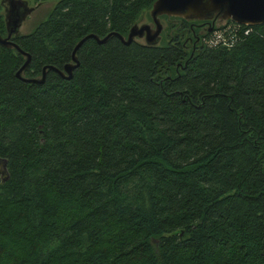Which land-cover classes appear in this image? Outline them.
<instances>
[{"label": "trees", "instance_id": "trees-1", "mask_svg": "<svg viewBox=\"0 0 264 264\" xmlns=\"http://www.w3.org/2000/svg\"><path fill=\"white\" fill-rule=\"evenodd\" d=\"M154 1L57 0L12 38L23 76ZM160 18L158 44L88 38L41 84L0 45V264H264V22Z\"/></svg>", "mask_w": 264, "mask_h": 264}, {"label": "water", "instance_id": "water-1", "mask_svg": "<svg viewBox=\"0 0 264 264\" xmlns=\"http://www.w3.org/2000/svg\"><path fill=\"white\" fill-rule=\"evenodd\" d=\"M42 2H38L40 4ZM4 15L5 35L0 33V45L14 48L24 56V61L16 71V76L28 83L41 84L45 80L48 70L56 71L65 79H70L73 70L79 65L76 51L88 38H94L98 43H104L111 35H116L124 44H130L136 39H142L143 43L156 45L161 39L163 24L161 16L181 17L187 20L209 21L221 19L225 22L231 20L241 25H257L264 22V0H155L149 10L152 23H141V15L130 27L126 36L116 32H109L103 37L89 33L78 40L72 50L71 60L65 63L62 69L54 65L42 67L41 74L37 77H25L23 71L29 65L31 57L23 51L12 38L20 34V26L34 7L28 4V0H0ZM211 27H208V31Z\"/></svg>", "mask_w": 264, "mask_h": 264}, {"label": "rangeland", "instance_id": "rangeland-1", "mask_svg": "<svg viewBox=\"0 0 264 264\" xmlns=\"http://www.w3.org/2000/svg\"><path fill=\"white\" fill-rule=\"evenodd\" d=\"M57 2V0H46L40 4L36 3L34 0H28V4L32 7H34V10L26 16V18L23 20L21 26H20V33H28L30 32L41 20H44L48 13L53 8L54 4ZM162 24L164 25V20H161ZM141 23H152V20H149L146 16V14H143V18L140 20L139 24ZM210 24H207L206 27H214L219 28L220 26L224 25L226 26V22L221 19H215L214 21L211 20L209 22ZM219 29H217L218 31ZM211 31V30H210ZM221 33L214 34L215 38L219 37ZM139 42H143L142 39H136Z\"/></svg>", "mask_w": 264, "mask_h": 264}, {"label": "flooded vegetation", "instance_id": "flooded-vegetation-1", "mask_svg": "<svg viewBox=\"0 0 264 264\" xmlns=\"http://www.w3.org/2000/svg\"><path fill=\"white\" fill-rule=\"evenodd\" d=\"M208 24V21H202L201 23H199V27L200 28H202V30L201 31H199V32H204V30L203 29H205L206 28V25ZM198 37V36H197ZM13 40V39H12ZM197 40H198V38H197Z\"/></svg>", "mask_w": 264, "mask_h": 264}]
</instances>
